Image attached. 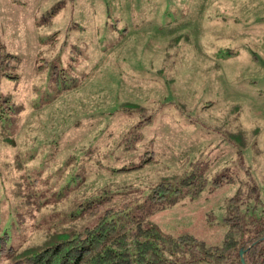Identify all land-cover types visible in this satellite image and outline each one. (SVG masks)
I'll use <instances>...</instances> for the list:
<instances>
[{"label":"rangeland","instance_id":"obj_1","mask_svg":"<svg viewBox=\"0 0 264 264\" xmlns=\"http://www.w3.org/2000/svg\"><path fill=\"white\" fill-rule=\"evenodd\" d=\"M102 216L214 246L264 220V0H0V237Z\"/></svg>","mask_w":264,"mask_h":264},{"label":"trees","instance_id":"obj_2","mask_svg":"<svg viewBox=\"0 0 264 264\" xmlns=\"http://www.w3.org/2000/svg\"><path fill=\"white\" fill-rule=\"evenodd\" d=\"M8 244L9 238L1 236L0 257L9 264H264V220L249 232L233 223L218 246L187 233L164 235L138 222L127 231L107 216L32 253L17 255Z\"/></svg>","mask_w":264,"mask_h":264},{"label":"water","instance_id":"obj_3","mask_svg":"<svg viewBox=\"0 0 264 264\" xmlns=\"http://www.w3.org/2000/svg\"><path fill=\"white\" fill-rule=\"evenodd\" d=\"M239 255L242 256V250L239 251ZM241 262L243 263L242 259H241Z\"/></svg>","mask_w":264,"mask_h":264}]
</instances>
